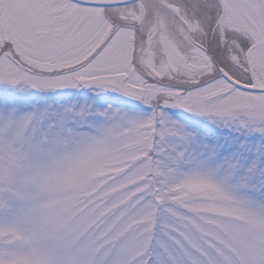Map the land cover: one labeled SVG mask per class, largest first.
Listing matches in <instances>:
<instances>
[{"label":"snow or ice","instance_id":"6c2138e0","mask_svg":"<svg viewBox=\"0 0 264 264\" xmlns=\"http://www.w3.org/2000/svg\"><path fill=\"white\" fill-rule=\"evenodd\" d=\"M0 264H264V0H0Z\"/></svg>","mask_w":264,"mask_h":264}]
</instances>
